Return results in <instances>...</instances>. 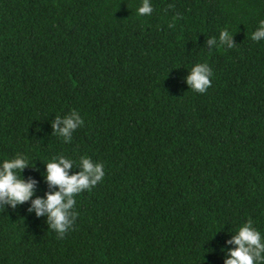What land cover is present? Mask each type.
<instances>
[{
  "label": "trees",
  "instance_id": "1",
  "mask_svg": "<svg viewBox=\"0 0 264 264\" xmlns=\"http://www.w3.org/2000/svg\"><path fill=\"white\" fill-rule=\"evenodd\" d=\"M0 0V161L104 165L60 238L47 216L0 204V264H225L247 221L264 238V0ZM225 28L234 47L208 43ZM197 63L212 70L189 90ZM84 123L69 142L56 117ZM260 264H264L261 261Z\"/></svg>",
  "mask_w": 264,
  "mask_h": 264
},
{
  "label": "clouds",
  "instance_id": "2",
  "mask_svg": "<svg viewBox=\"0 0 264 264\" xmlns=\"http://www.w3.org/2000/svg\"><path fill=\"white\" fill-rule=\"evenodd\" d=\"M153 11L151 0H141L136 9L139 16L151 15ZM253 41L264 40V20H261L256 30L251 34ZM208 43L214 47H234L233 34L225 28L219 32L218 38L212 37ZM213 73L207 63H197L190 69L186 78L189 90L197 93H205L211 85L210 78ZM84 121L77 110H72L63 117L57 116L56 123L52 125L57 130V135L63 137L67 143L73 132L83 125ZM73 160L61 155L46 163L45 179L50 186L58 187V191L49 192L46 198L32 199L34 193V181L25 182L21 176L24 168L29 166L27 158L17 154L13 158L0 161V204H7L13 208L31 200L30 211H34L37 217L47 216L50 230L60 238L69 231L74 224L77 213L73 210L76 203L75 196L90 190L98 182L102 181L105 172L104 165L94 162L90 157H80L77 167L80 171L69 174L73 167ZM230 243L236 247L229 252V258L225 264H260L264 261V238L252 225L251 221L241 225Z\"/></svg>",
  "mask_w": 264,
  "mask_h": 264
}]
</instances>
